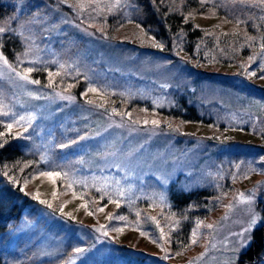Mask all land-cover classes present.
Instances as JSON below:
<instances>
[{"label": "rangeland", "instance_id": "obj_1", "mask_svg": "<svg viewBox=\"0 0 264 264\" xmlns=\"http://www.w3.org/2000/svg\"><path fill=\"white\" fill-rule=\"evenodd\" d=\"M50 1L51 19L10 30L22 41L19 62L25 67L43 61L72 78L82 74L84 96L23 80L25 69L14 68L0 53V119L39 148L40 161L56 166V149H62L77 163L57 169L61 185L65 181L60 189L55 177L44 175L26 186L29 196L46 203L22 217L1 245L27 264H235L261 223L264 147L249 137L224 138L222 127L264 134L259 121L264 100L241 91L254 82L264 86V79L249 75L251 68L264 73V31L259 46H248L250 56L235 68L204 69L232 80L221 85L198 81L203 71L131 44L129 35L102 32L97 19L116 0ZM66 36L70 42L63 43ZM76 37L84 47L71 43ZM89 88L105 98L95 99ZM174 92L192 93L194 103L204 104L205 114L216 119L211 135L171 120L145 123L154 118L137 105L168 107ZM112 96L120 97L119 107ZM58 136L64 142L59 144ZM171 182L175 190L208 189L206 206L175 211ZM253 216L258 223L246 231ZM124 244L138 258L125 255Z\"/></svg>", "mask_w": 264, "mask_h": 264}, {"label": "trees", "instance_id": "obj_2", "mask_svg": "<svg viewBox=\"0 0 264 264\" xmlns=\"http://www.w3.org/2000/svg\"><path fill=\"white\" fill-rule=\"evenodd\" d=\"M64 8L67 12L66 5ZM52 11L53 4L50 0H0V27L5 29L4 32H0V53L16 69L20 66L25 71L31 68L32 71L28 76L32 80H38L39 87L64 91L82 99L86 84V78L82 74L72 78L60 72H53L51 65L43 61L27 64L25 67L19 62L22 41L19 35L13 34L10 30L20 24H34L35 20H41L42 17L51 19ZM97 20L100 30L107 35L111 33L129 35L128 41L131 44L136 43L150 53L166 56L171 62L181 60L184 65L203 71L202 74H198V81L229 85L232 80H225L221 76L215 77L216 74L204 69L211 66L235 68L236 61L241 62L250 56L252 52L250 47L255 49L256 45L259 46L258 40H262L260 33L264 31V0H116L109 4ZM70 34L69 32L67 35ZM250 41L254 42L249 44ZM62 42H70L68 36L63 38ZM71 43L79 47L85 46L84 40L80 37H76ZM217 52L222 54L219 55ZM251 73H255L254 80L264 77L263 70L258 68H251L249 75ZM241 88L249 98L264 100V86L254 82L252 85H242ZM174 93L168 107L154 108V105L147 102L137 105L143 106L142 110L148 114V117L154 118L146 120L147 123L171 120L180 126L187 124L193 129L198 128L202 131V135H211L210 132L216 126V119L213 115L205 114L204 104L194 103L192 93ZM102 96H104L102 91L94 93L95 99L102 100L105 98ZM112 98L115 107H119L120 97L112 96ZM210 111L211 114L213 111L217 112ZM259 121L264 125V109ZM7 125L9 124L0 119V242L2 243H6L10 235L8 231L22 217L34 213L35 209L41 206L37 197L26 193V186L34 182L41 173L58 172L57 169L60 167L69 168L77 163L69 154L65 157L67 150L62 149H56L58 157L54 162L56 166L51 162L40 161L39 148L33 142L18 138ZM221 126L222 124H219V127ZM222 128L224 138L249 137L260 141L259 147H264L263 133L256 134L253 131L246 132L232 127ZM64 140L63 137L58 136L59 144ZM59 160L63 161L59 162ZM62 180H64L62 176L55 177V188L60 189L65 184L64 181L61 185ZM173 184L172 182L169 184L168 194L175 211L181 209L180 213H183L189 212L192 207L201 209L206 206L208 189L194 188L182 191L175 190ZM55 188H53L54 193ZM75 190L78 189L73 191ZM75 206L76 203H73L72 207ZM184 225L186 229L190 228L186 223H183ZM117 237L121 238V235ZM263 242L264 222H261L252 230L251 241L239 252L235 264H255L264 260ZM123 246L127 248L125 255L138 258L136 252H129L131 249L127 244ZM8 249L7 244L0 243V264H27L17 252H8ZM69 249L71 246H68ZM137 252L143 253L141 250ZM146 256L142 255L139 259L144 260Z\"/></svg>", "mask_w": 264, "mask_h": 264}, {"label": "snow or ice", "instance_id": "obj_3", "mask_svg": "<svg viewBox=\"0 0 264 264\" xmlns=\"http://www.w3.org/2000/svg\"><path fill=\"white\" fill-rule=\"evenodd\" d=\"M4 31H5V29H4L3 27H0V32H4ZM0 59H3V57H0ZM4 63L7 64V61L4 60ZM31 71H32L31 68L27 69V70H26V73L23 74V75H21V78H22L23 80H25V81L30 82V83L39 84L40 82H39L38 80H29V76H28L27 73H30ZM18 75H20V74H18ZM251 75H255V73H251ZM261 78L264 79V77H261ZM88 90H89V91H92V92H97V91H98L97 88H89ZM89 103H91V102L89 101ZM4 114L6 115L7 113H4ZM20 119L23 120L24 117H20ZM29 119H31V117H29ZM17 123H19V121H17ZM145 123H147V121H145ZM152 123H153V124H157L158 122H157V121H152ZM7 127H8V128H11L12 125L9 124V125H7ZM260 160H261V162H264V156H262V157L260 158ZM41 175L48 176V177L52 178V177H59V176H61V175H63V174H62V173H59V172H44V173H41ZM69 187H71V184H69ZM21 190H22V189H21ZM241 195H242V194H241ZM40 202H41V203H46L45 201H40ZM49 207H51V205H49ZM117 207H119V203H117ZM99 210H100V211H103L104 209H103V207H101ZM110 218H111V217H110ZM121 219H123V217H121ZM260 222H264V217L261 218V221H260ZM257 223H258V221L255 219V217H254V216L251 217V218H250V221H249V229H246V231H247V230H250L251 226H253V225L257 224ZM99 230H100V229H97V231H99ZM118 231H119V230H118ZM193 235H195V233H193ZM195 242H196L195 240L192 241V243H195ZM75 251H76L77 253H80V252L85 251V249L77 248V249H75Z\"/></svg>", "mask_w": 264, "mask_h": 264}]
</instances>
